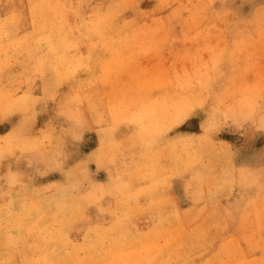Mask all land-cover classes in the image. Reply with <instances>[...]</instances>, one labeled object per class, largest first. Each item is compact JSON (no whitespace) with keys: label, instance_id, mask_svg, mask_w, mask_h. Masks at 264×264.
Listing matches in <instances>:
<instances>
[{"label":"clouds","instance_id":"obj_1","mask_svg":"<svg viewBox=\"0 0 264 264\" xmlns=\"http://www.w3.org/2000/svg\"><path fill=\"white\" fill-rule=\"evenodd\" d=\"M0 264H264V0H0Z\"/></svg>","mask_w":264,"mask_h":264},{"label":"rangeland","instance_id":"obj_2","mask_svg":"<svg viewBox=\"0 0 264 264\" xmlns=\"http://www.w3.org/2000/svg\"><path fill=\"white\" fill-rule=\"evenodd\" d=\"M142 7H145V8L150 7V4H148V3L146 2L145 4L142 5Z\"/></svg>","mask_w":264,"mask_h":264}]
</instances>
